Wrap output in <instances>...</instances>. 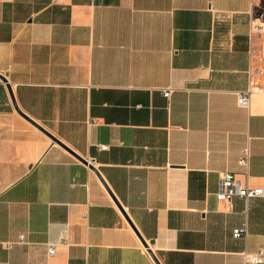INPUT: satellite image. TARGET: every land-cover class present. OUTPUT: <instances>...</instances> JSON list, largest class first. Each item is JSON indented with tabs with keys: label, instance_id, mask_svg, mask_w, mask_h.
<instances>
[{
	"label": "crops",
	"instance_id": "obj_1",
	"mask_svg": "<svg viewBox=\"0 0 264 264\" xmlns=\"http://www.w3.org/2000/svg\"><path fill=\"white\" fill-rule=\"evenodd\" d=\"M0 75V264L264 251V0H0Z\"/></svg>",
	"mask_w": 264,
	"mask_h": 264
},
{
	"label": "built area",
	"instance_id": "obj_2",
	"mask_svg": "<svg viewBox=\"0 0 264 264\" xmlns=\"http://www.w3.org/2000/svg\"><path fill=\"white\" fill-rule=\"evenodd\" d=\"M170 94L169 90H164L163 95L168 97ZM251 89L237 92V104L242 107H248L250 103ZM105 148V146H100ZM249 160V149L244 148L239 159L241 166H247ZM247 178V173L244 174ZM238 196L248 200L254 197H263L264 189L260 187H252L247 184V181H241L230 172H221L218 182V190L216 192V199L225 205H229L231 198ZM246 228H239L233 230V236L241 237L245 236ZM23 241V236L19 237V242ZM11 245V244H9ZM56 243L48 244L47 253L49 256H53L56 251ZM242 264H264V251L258 250L256 252H241Z\"/></svg>",
	"mask_w": 264,
	"mask_h": 264
},
{
	"label": "water",
	"instance_id": "obj_3",
	"mask_svg": "<svg viewBox=\"0 0 264 264\" xmlns=\"http://www.w3.org/2000/svg\"><path fill=\"white\" fill-rule=\"evenodd\" d=\"M0 79H2L3 81H5L4 77L0 75ZM17 109V108H16ZM19 113L25 117L31 124H33L35 127H37L39 130H41L44 134H46L49 138H51L54 142H56L57 144H59L60 146H62L64 149H66L68 152H70L72 155H74L76 158H78L79 160H81L84 163H87L86 160H83L82 158L78 157L77 155H75L69 148H67L63 143H61L55 136H53L52 134H50L47 130H45L43 127H41L40 125H38L37 123H35L33 120L27 118L24 114H22L20 111ZM89 167L92 168V165L89 164ZM93 169V168H92ZM144 246L147 248L148 252L151 254V256L153 257L154 261L156 262V264H160L158 259L154 256V254L152 253V251L150 250L149 246L144 243Z\"/></svg>",
	"mask_w": 264,
	"mask_h": 264
}]
</instances>
